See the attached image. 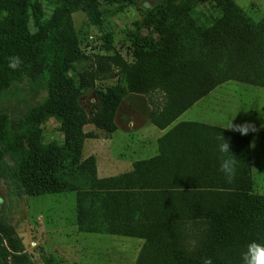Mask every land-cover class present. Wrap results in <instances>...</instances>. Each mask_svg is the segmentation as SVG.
Masks as SVG:
<instances>
[{
    "label": "trees",
    "instance_id": "obj_1",
    "mask_svg": "<svg viewBox=\"0 0 264 264\" xmlns=\"http://www.w3.org/2000/svg\"><path fill=\"white\" fill-rule=\"evenodd\" d=\"M44 17L40 0H0V93L12 83L42 80L47 96L20 121L0 112V176L16 193H43L53 174L81 159V126L91 118L111 132L114 109L125 89L98 93V110L87 118L77 102L90 81L68 72L80 53L74 10L90 12L99 0H53ZM157 0L141 25L154 36L130 33L131 61L103 55L124 75L126 91L160 92L150 121L164 128L217 84L235 80L264 87V14L250 17L234 0ZM106 48L109 44L105 45ZM23 63L15 71L10 56ZM52 115L60 144L42 141L33 124ZM222 135L238 167L232 183L219 171ZM157 152L133 160L128 170L96 179L95 188L74 190L76 229L139 236L133 264H240L252 240L264 243V194L252 191L246 135L197 120H179L157 137ZM5 155L10 160L5 159ZM90 160L89 162H92ZM88 162V163H89ZM28 263L14 227L0 219V264Z\"/></svg>",
    "mask_w": 264,
    "mask_h": 264
},
{
    "label": "rangeland",
    "instance_id": "obj_2",
    "mask_svg": "<svg viewBox=\"0 0 264 264\" xmlns=\"http://www.w3.org/2000/svg\"><path fill=\"white\" fill-rule=\"evenodd\" d=\"M40 1L46 17L55 2ZM156 2L157 0H99L90 12L78 9L71 13L80 53L68 72L75 80L78 73L82 72L86 80L90 81L87 86L81 88L76 98L87 118L92 117L99 108V91H105L114 84L125 89L113 112L112 120L116 122L115 126H124L123 123L130 118L133 124L139 117L150 118L152 106L159 100L160 92L126 91L124 75L108 59H104L103 55L116 52L126 61H131L133 56L130 33L140 32L151 36L156 34L140 24L144 10ZM234 2L254 19L264 14V0ZM196 9L208 11L211 9L210 0L199 3ZM106 44H109L108 48L105 47ZM223 89H226L225 94H218ZM46 96L47 90L41 79L31 84L26 81L12 83L0 93V112L13 121H20L27 109L43 101ZM224 113L232 117L235 115L240 124L250 122L264 130V87L235 80L221 82L193 102L180 119L215 122L217 117L223 116ZM33 124L39 128L42 141H52L56 144L62 142L63 132L59 128L58 120L52 115L34 121ZM81 128L90 134L83 140L81 159L88 157L93 160L90 152L92 138H103L110 135V132L96 127L91 118L83 123ZM254 139L264 143L259 138ZM256 148L254 145V152ZM5 159L10 160L7 155ZM84 160L55 172L48 188L40 194L16 193L0 176V219L14 227L23 244V251L29 257L28 263H15L12 257H7L8 264H75L72 248L75 230L71 223L72 220L73 224L75 223L73 191L85 185L79 182L83 176L77 177L82 168L88 167L90 160ZM261 163L264 165V158H261ZM94 244L99 247L98 251L104 252L100 249V241Z\"/></svg>",
    "mask_w": 264,
    "mask_h": 264
},
{
    "label": "crops",
    "instance_id": "obj_3",
    "mask_svg": "<svg viewBox=\"0 0 264 264\" xmlns=\"http://www.w3.org/2000/svg\"><path fill=\"white\" fill-rule=\"evenodd\" d=\"M225 90L226 89H223V91L218 92V94H225ZM233 93L235 94L236 91ZM187 108L179 113L176 118L164 128H159L154 125L148 116L145 118H137L138 120L135 124H133L130 118L126 123H123L124 126L116 125L110 132V135L103 138L99 136L93 137L91 141L92 150L90 151L93 155V161L88 163V167L82 168L79 172L80 175H77V177L83 176V178H80L79 182L82 184L85 183V185L80 188H95L96 179L98 177L114 175L128 170L133 160L155 154L157 152V137L170 125L179 120H196L190 118L180 119V116L184 114ZM231 118V115L224 113L223 116L217 117L215 122H207L204 120L197 121L226 127ZM232 122L234 124H240V120L236 117H233ZM257 129L258 131L256 133H249L246 136L248 138L250 151L252 191L264 194V165L261 163V158H264V143L261 144L254 139L259 138L264 141V130L258 127ZM253 144L257 146L255 152ZM76 168L78 167H75V169ZM83 170L86 172H81ZM71 223L75 230L72 240L75 264H133L143 241L141 237L105 232L79 231L76 229V224H73V220ZM88 233H94L96 235H83ZM99 241L101 244L100 249L104 251L102 253L98 251L99 247L94 244ZM66 243H64V245Z\"/></svg>",
    "mask_w": 264,
    "mask_h": 264
},
{
    "label": "clouds",
    "instance_id": "obj_4",
    "mask_svg": "<svg viewBox=\"0 0 264 264\" xmlns=\"http://www.w3.org/2000/svg\"><path fill=\"white\" fill-rule=\"evenodd\" d=\"M22 63L21 57L14 55L8 58L7 66L15 71L21 67ZM233 117L228 121L225 129L237 132L242 136L258 131L257 127L250 122L234 124L232 122ZM218 139L220 141L219 152L223 154L219 162V171L228 183H232L236 176L238 159L230 150V138L220 135ZM203 264H212V259L210 257L204 258ZM240 264H264V243L256 240L249 241L240 253Z\"/></svg>",
    "mask_w": 264,
    "mask_h": 264
}]
</instances>
